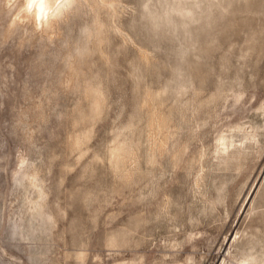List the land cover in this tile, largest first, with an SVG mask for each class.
I'll list each match as a JSON object with an SVG mask.
<instances>
[{
	"label": "rangeland",
	"instance_id": "1",
	"mask_svg": "<svg viewBox=\"0 0 264 264\" xmlns=\"http://www.w3.org/2000/svg\"><path fill=\"white\" fill-rule=\"evenodd\" d=\"M20 7L0 0V264H264V0Z\"/></svg>",
	"mask_w": 264,
	"mask_h": 264
},
{
	"label": "bare ground",
	"instance_id": "2",
	"mask_svg": "<svg viewBox=\"0 0 264 264\" xmlns=\"http://www.w3.org/2000/svg\"><path fill=\"white\" fill-rule=\"evenodd\" d=\"M8 3L11 2V0H7ZM21 1V7L20 9H23L20 11V15L22 19L17 20H23V18L26 17H32V19L35 21L36 24H44L48 23L50 19L54 16L56 11L60 9L63 5H65L66 2H70L72 0H20ZM44 5L43 12L40 11L38 5L39 4ZM32 4L34 5L32 8H29L28 5ZM54 19V18H53ZM250 42V41H249Z\"/></svg>",
	"mask_w": 264,
	"mask_h": 264
},
{
	"label": "clouds",
	"instance_id": "3",
	"mask_svg": "<svg viewBox=\"0 0 264 264\" xmlns=\"http://www.w3.org/2000/svg\"><path fill=\"white\" fill-rule=\"evenodd\" d=\"M33 6H34V5H32V4H29V5H28L29 8H32ZM38 7H39L40 11L43 12V10H44V5L41 3V4L38 5Z\"/></svg>",
	"mask_w": 264,
	"mask_h": 264
}]
</instances>
